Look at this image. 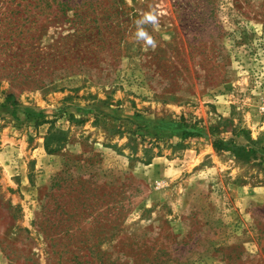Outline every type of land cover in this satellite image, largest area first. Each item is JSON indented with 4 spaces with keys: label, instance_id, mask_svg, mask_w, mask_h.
I'll use <instances>...</instances> for the list:
<instances>
[{
    "label": "rangeland",
    "instance_id": "rangeland-1",
    "mask_svg": "<svg viewBox=\"0 0 264 264\" xmlns=\"http://www.w3.org/2000/svg\"><path fill=\"white\" fill-rule=\"evenodd\" d=\"M0 264H264V0H0Z\"/></svg>",
    "mask_w": 264,
    "mask_h": 264
},
{
    "label": "clouds",
    "instance_id": "clouds-1",
    "mask_svg": "<svg viewBox=\"0 0 264 264\" xmlns=\"http://www.w3.org/2000/svg\"><path fill=\"white\" fill-rule=\"evenodd\" d=\"M159 23V15L156 11H146L141 18L135 21L136 29L132 34L131 39L138 44H142L146 48L155 49L158 46V42L149 32L148 26L156 29L158 28Z\"/></svg>",
    "mask_w": 264,
    "mask_h": 264
}]
</instances>
